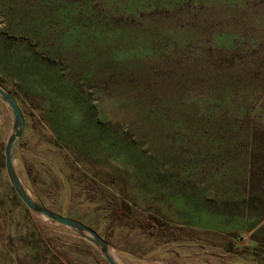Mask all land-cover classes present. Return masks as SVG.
Segmentation results:
<instances>
[{"label":"rangeland","instance_id":"374dc122","mask_svg":"<svg viewBox=\"0 0 264 264\" xmlns=\"http://www.w3.org/2000/svg\"><path fill=\"white\" fill-rule=\"evenodd\" d=\"M18 169L125 264H264V0H0ZM0 264H108L6 173Z\"/></svg>","mask_w":264,"mask_h":264},{"label":"water","instance_id":"95a60500","mask_svg":"<svg viewBox=\"0 0 264 264\" xmlns=\"http://www.w3.org/2000/svg\"><path fill=\"white\" fill-rule=\"evenodd\" d=\"M0 101L9 108L12 116V128L5 144L4 158L6 173L17 197L35 216L65 226L78 237L92 244L105 258L108 264H125L116 253L112 243L104 238L98 231L78 219L64 216L49 209L27 187L20 175L17 164L18 148L25 130V116L12 92L1 84Z\"/></svg>","mask_w":264,"mask_h":264}]
</instances>
